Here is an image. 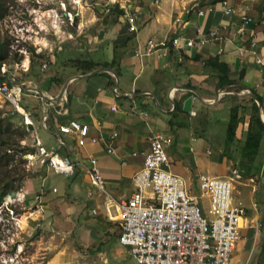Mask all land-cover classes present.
<instances>
[{"label": "crops", "instance_id": "1", "mask_svg": "<svg viewBox=\"0 0 264 264\" xmlns=\"http://www.w3.org/2000/svg\"><path fill=\"white\" fill-rule=\"evenodd\" d=\"M222 1L134 0L131 8L138 16V32L130 34L124 17L120 16V23L110 31H114L113 39H105L108 59L103 62L117 58L119 74H116L115 69L111 71L118 79L107 71L81 72L74 75L73 81L67 85L70 104H63L64 100L68 101L64 95L58 104L47 103V108L43 107L40 120L30 113L34 122L33 129L41 143L55 148L59 153L63 151L62 155L76 165L75 173L87 176L86 199L91 190L87 173L90 157L98 159L110 194L117 201L129 199L136 190L133 177L143 166L142 157H133L132 154L148 151L147 138L156 133L173 138V144L168 149L171 172L183 178L193 177L197 187L198 176L205 173L199 169L200 158L192 146L189 149L180 146L182 134L185 129H190L193 132L192 141L202 139L203 145L207 144L209 138H215L216 133L212 128L214 124H221V121L202 119L214 111L219 112L222 106L220 96L231 94L228 88H218V75L208 65L209 59L218 58L228 65L232 78L237 80L234 87L242 94L255 92V95L264 99V0H225L239 11L236 16L223 14ZM200 10L205 12V16L198 15ZM244 16L251 20L244 23ZM179 17L182 24L176 22ZM198 28H202L205 33H218L217 46H207L193 53L186 52L182 54L181 61L177 54L171 52L164 57L158 56L160 52L136 57V52H144L150 40L157 44L168 42L177 33L194 37ZM241 29L244 30L243 34L240 33ZM218 48L223 49V54L217 53ZM241 72L244 73L242 80L239 77ZM101 73H107L110 77ZM222 90L225 92L219 95ZM49 97L55 99L52 95ZM55 105L58 109L56 113L64 118L63 122L75 119L90 125V133L98 137V142L80 148L75 137L60 134L56 117L52 118L51 124L47 119L44 121L45 111L48 112V118L51 107ZM154 105L158 108L157 112L151 113L149 108ZM250 117L240 123L237 131V139L241 140V136H245L243 143ZM221 120L227 128L229 118ZM115 132L118 136L111 139L110 136ZM61 136L64 145L59 142ZM108 148H112L114 153H108ZM207 151L211 154L209 149ZM68 152L74 157L69 158ZM222 156L218 155L217 166L209 171L211 175H207L225 177L232 169L238 168L244 179L258 176L257 187H264V168L246 176L239 167L231 166ZM245 182H239L236 186L251 187ZM258 190L256 193L248 190V195L251 197L258 194ZM94 197L91 199L92 217L85 219L87 224L83 226L98 245L93 251H87V254L80 251L73 255L71 264H136L128 249L119 242V225L106 218L103 208L98 211V215L92 214V209L104 202V198L96 193ZM250 202L257 203L254 199H250ZM250 216L254 223L243 230V239L233 252L232 264H264L260 233H255L254 229L260 220L259 205L258 211H251Z\"/></svg>", "mask_w": 264, "mask_h": 264}, {"label": "rangeland", "instance_id": "2", "mask_svg": "<svg viewBox=\"0 0 264 264\" xmlns=\"http://www.w3.org/2000/svg\"><path fill=\"white\" fill-rule=\"evenodd\" d=\"M105 1L0 0V44L6 56L0 60V78L6 75L11 82L24 86L23 104L36 119L40 120L43 107L47 108L38 91L46 90L47 93L42 92L46 97L52 95L57 99L68 79L82 72L77 61L101 63L108 59L105 41L113 39L114 31H110L120 23V15L113 8L107 12ZM227 90L231 94L220 96L219 112L200 118L221 121L212 128L216 137L209 138L206 145L202 139L192 141L190 129H185L181 137L180 146H192L200 158L199 169L205 174L211 175L209 171L217 166L219 154L231 166L240 168L245 136L228 148L227 128L221 119H228L235 106L240 107L242 122L252 116V98L237 88ZM64 95L70 98L69 90ZM63 104H70V100ZM149 109L152 113L158 108L154 105ZM0 124V152L6 150L14 155L6 168L0 164V191L10 180L12 185L7 187H15L0 205V264H71L76 253L87 254L96 249L98 242L91 239L83 226L87 224L85 219L92 217L93 207V202L85 197L87 176L80 172L69 177L56 175L43 163L37 155L34 134L26 130L22 117L2 95ZM225 150L228 152L224 156ZM68 156L74 157L72 153ZM255 167L264 168V141ZM190 177H184L186 187L198 195L195 179ZM248 190L236 186L234 197L246 204L250 199L257 201L260 249L264 251V187L251 197ZM203 201L207 206L208 200Z\"/></svg>", "mask_w": 264, "mask_h": 264}, {"label": "built area", "instance_id": "3", "mask_svg": "<svg viewBox=\"0 0 264 264\" xmlns=\"http://www.w3.org/2000/svg\"><path fill=\"white\" fill-rule=\"evenodd\" d=\"M133 1H105L107 12L113 7L122 11L130 34L138 32V16L131 8ZM221 11L225 16L239 14L225 0L221 2ZM198 15L203 17L205 12L200 10ZM69 18L73 20L71 13ZM250 20L247 16L243 17L244 23ZM176 22L183 23L180 17ZM240 31L244 33V30ZM217 40L218 33H205L202 28H198L194 37L177 33L168 42L157 44L150 40L144 52H136V57L154 52H160L158 56L164 57L171 52L177 54L181 61L182 54L201 51L207 46L216 47ZM217 53L223 54V49L218 48ZM3 72H6L5 69ZM24 91L23 85L11 82L7 77L0 83V95L22 117L26 130L34 134L37 155L42 162L56 175L71 176L75 173L76 165L55 148L41 143L37 137L32 115L23 108ZM47 115L46 110L44 121ZM59 132L62 136L75 137L80 148H85L88 143L96 144L99 140L97 136L91 135L90 125L75 119L62 122ZM62 136L59 142L64 145ZM117 136L115 132L110 137L115 139ZM147 141L148 151L132 154L133 157H142L143 166L133 177L136 190L127 200L117 201L110 194L98 159L90 157L87 173L91 190L87 198H95V193L104 198L103 204L92 209V214L98 215V211L103 208L106 218L119 225V242L128 249L136 264H232V255L238 242L243 239V230L254 223L250 212L258 211L256 202L246 204L235 199L236 184L246 180L245 183L251 187L245 188L256 193L259 188L258 176L244 179L238 168L232 169L225 177L201 174L197 178V195L186 187L183 177L170 170L168 149L173 144V138L156 133L150 134ZM107 151L114 153L112 148ZM204 198L208 200L207 206L204 205ZM254 229L255 233H261L259 222Z\"/></svg>", "mask_w": 264, "mask_h": 264}, {"label": "trees", "instance_id": "4", "mask_svg": "<svg viewBox=\"0 0 264 264\" xmlns=\"http://www.w3.org/2000/svg\"><path fill=\"white\" fill-rule=\"evenodd\" d=\"M215 2V1H214ZM113 9L118 11V14L122 16V11L118 10L117 7H113ZM0 60H4L6 58L5 54L2 53V45L0 44ZM77 64L80 65L79 68L83 72V74H87L93 71H97L99 69H109V70H116L117 72V58H114L111 62H94V61H77ZM208 65L212 67L213 70L216 71L218 75V88L224 89V88H236L234 87V84H236L237 80L232 78V75L229 71L228 65L226 63H222L219 61L218 58L215 59H209ZM100 75H105L110 77L107 73H101ZM244 73H240V79H243ZM6 78L1 77L0 83L5 81ZM112 84L114 85L115 82L113 81ZM255 93V92H253ZM257 98L259 102L261 103L264 111V99L257 95ZM70 100V98H68ZM252 106H253V114L250 117V122L247 126L246 132V139L242 146L241 151V162H240V169L244 172L246 176L256 174L257 172H260L259 167H255V164L257 163L258 157L261 153L262 143L264 141V123L262 122L260 115H259V106L257 103L251 99ZM23 108L26 111H29L27 106L23 104ZM55 110H58L57 107L52 106L51 107V113L47 118L48 123H52V118L56 117V119L59 121V125L64 121L62 115H58ZM242 122L240 117V107L235 106L231 109L230 115H229V122L227 126V132H226V145L229 148L231 145H233L237 139V130L239 128L240 123ZM2 133V125L0 124V134ZM4 144V142H1V144ZM27 149V148H25ZM11 150V149H9ZM24 152V151H22ZM227 150H225L224 156L227 154ZM60 154H63V151H60ZM14 159V155H11V153H7L6 150L0 152V164H3V167L6 168L8 166L9 160ZM8 174V173H7ZM259 174V173H258ZM7 184L9 186L12 185V181H8ZM8 185H5L4 187H1L0 191V205L4 201V199L8 196L9 192L14 190L15 187H7Z\"/></svg>", "mask_w": 264, "mask_h": 264}, {"label": "water", "instance_id": "5", "mask_svg": "<svg viewBox=\"0 0 264 264\" xmlns=\"http://www.w3.org/2000/svg\"><path fill=\"white\" fill-rule=\"evenodd\" d=\"M102 71L111 72V73H113L114 76L118 79V76H117L113 71H111V70H109V69H101V70L95 71V73L102 72ZM71 81H73V79H70L69 81H67V82L65 83V85L63 86L62 92H61L60 96H59L57 99H52V98L46 97V96L42 93V91H38V93H40V94L42 95V99H43L46 103H49V104H51V105L58 104V103L61 101V99L64 97V94H65V91H66L67 85H68V83H70ZM221 92H225V91H221ZM247 95L250 96L251 98H253V99L256 101V103L258 104V106H259L260 117H261V119H262V122L264 123V116L262 115V105H261V103L259 102L257 96H256L254 93H251V92L247 93Z\"/></svg>", "mask_w": 264, "mask_h": 264}]
</instances>
